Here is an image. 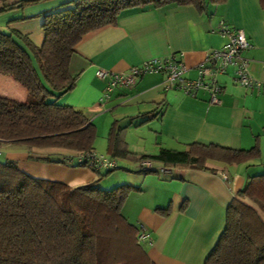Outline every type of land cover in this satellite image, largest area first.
<instances>
[{"label": "crops", "instance_id": "crops-1", "mask_svg": "<svg viewBox=\"0 0 264 264\" xmlns=\"http://www.w3.org/2000/svg\"><path fill=\"white\" fill-rule=\"evenodd\" d=\"M13 1L16 0H10ZM67 1L42 0L36 7H26L13 14L11 19L22 22L19 24L38 16L42 20L43 11ZM19 4L22 7L21 1L12 8ZM221 22L227 28L244 32L249 47L241 55L247 59V71L259 83L258 88L248 90L235 84L229 67L218 76L220 90L216 104L209 103V94L203 89L188 95L174 86L165 88L166 74L161 71L143 73L132 86L114 87L105 96L109 78L96 77L94 72L99 68L127 72L151 58L171 59L185 66L184 77L196 78V66L205 53L226 40L218 31ZM13 30L32 33L20 28ZM68 72L74 76L73 86L57 100L80 110L92 123H97L96 128L103 123L104 132L116 121L126 131L132 125L148 123L155 144L148 149H154V153L128 150L122 131L116 151L126 149L136 155H153L160 148L183 150L190 142L241 149L257 144L259 154L263 150L264 5L259 0H224L220 4L203 0L200 10L192 5L175 4L124 9L115 24L81 37L69 58ZM0 96L18 101L27 98L24 88L3 74H0ZM138 147H141L138 150L146 149ZM44 154L0 141V156L13 160L20 170L33 177L57 180L69 186L97 177L85 167L37 159ZM153 166L166 167L168 171L134 173L129 180L126 175L130 171L125 168L111 174L105 185L132 183L121 212L129 222L142 224L149 232L150 243H145V247L152 264H204L224 225L226 206L244 185L250 175L248 170L244 175L236 164L226 168L227 165L214 161H207L205 169L184 165L167 167L159 162ZM167 207L166 213L157 210Z\"/></svg>", "mask_w": 264, "mask_h": 264}, {"label": "trees", "instance_id": "trees-1", "mask_svg": "<svg viewBox=\"0 0 264 264\" xmlns=\"http://www.w3.org/2000/svg\"><path fill=\"white\" fill-rule=\"evenodd\" d=\"M259 1L264 5V0ZM15 4H4L0 11ZM165 4L203 8V0H69L40 14L38 46L27 34L0 31V74L10 76L27 95L24 101L0 96V141L43 151L40 160L99 173L101 169L88 162L64 160L67 153L94 152L96 136L91 120L57 100L74 83L68 72L74 45L87 32L115 24L124 9ZM123 129L113 121L108 130L111 156L199 169H205L207 161L232 165L259 156L257 144L241 149L190 142L183 150L160 148L153 155L116 151ZM261 167L247 176L228 202L224 225L204 264H264V160ZM139 172L152 171L140 168ZM97 180L69 186L28 175L13 160H0V264H152L147 241L137 240L139 224L129 222L121 212L131 186L101 189ZM157 210L166 213L168 207Z\"/></svg>", "mask_w": 264, "mask_h": 264}, {"label": "built area", "instance_id": "built-area-1", "mask_svg": "<svg viewBox=\"0 0 264 264\" xmlns=\"http://www.w3.org/2000/svg\"><path fill=\"white\" fill-rule=\"evenodd\" d=\"M219 33L226 37V40L220 47L209 49L203 60L196 66V78L189 79L183 76L186 68L178 61L171 59L151 58L137 67H130L127 72H115L106 69H97L94 74L96 77L103 79L109 78V83L105 88V96L114 87H130L136 79L147 72H164L166 74L164 87L174 86L188 95H194L199 89L206 90L209 94V103H218L217 93L220 90L218 76L223 74L227 68H232V81L248 90L259 87V83L254 80L247 71L248 61L241 55V52L249 47L244 32L239 28H227L220 23ZM64 160L73 163L88 162L95 169H114L116 162L113 158L97 155L95 152H76L67 153ZM139 167L143 170H158L166 172L168 168H155L151 161H140ZM139 233L137 240L139 242L147 241L150 243L149 232L142 225H138Z\"/></svg>", "mask_w": 264, "mask_h": 264}, {"label": "rangeland", "instance_id": "rangeland-1", "mask_svg": "<svg viewBox=\"0 0 264 264\" xmlns=\"http://www.w3.org/2000/svg\"><path fill=\"white\" fill-rule=\"evenodd\" d=\"M21 0H16L13 2H17L19 3ZM42 0H32L31 2L28 3H23L21 4L22 7H16L15 9H6L3 11H0V31H4V32H9L13 29H19L20 30H31L32 33L28 34L29 40L31 42V44L38 46L41 41H42V31L40 28V23H41V19L40 16H38V18H34V20H26V22L24 21L23 24H19L22 22H14L16 20H12V16H14L13 14L15 13H20L22 11L23 8L26 7H30V6H34L36 7L37 5H39L41 3ZM10 2V0H0V6L4 5V4H9V3H13ZM36 19V20H35ZM38 19V20H37ZM16 23H18L16 25ZM23 32V31H21ZM28 32V31H27ZM33 65L36 67V63L33 61ZM95 125L96 128V124L97 123H93ZM120 125H124L125 123H119ZM108 130V127H106V129L103 132V123H99L97 125L96 128V136L95 139L93 141V149L94 152L97 155H102V156H106L109 158H113L116 162V167L115 169H113L112 171L108 172L107 174L105 173L104 169H101L99 171V173H95L96 174V178L98 179L96 181V185L101 188V189H109L112 188L116 185H111L112 187H107L108 185L105 183L107 182V179H109L108 177H110L111 174L115 173V172H119V171H124L125 168H128L127 170L130 172L127 176V178H129V180L133 177V175H135L134 173L137 174H142L139 172V165L140 162L139 161H132L133 158H126L124 159L121 155L119 154H115L113 157H111L109 154L106 153L105 151V135L106 132ZM121 137L123 138V140L125 142H127L128 145V150L133 151V150H137L135 152H142V153H154V149H148L151 146H154L155 144H153V140L154 137L152 134H150V130L148 128V123H143L142 126H131L128 130L125 131V129L121 132ZM138 146H145L146 149L143 150H138L141 147ZM263 150L260 152L259 156L257 158H254L248 162L245 163H237L236 167H238V169H240L242 172H244V175L246 174L245 171L248 170L247 172L249 174H253V173H258L262 170L261 167V162L264 160V147L262 148ZM40 151V150H38ZM156 152V151H155ZM140 154V153H139ZM5 157L4 156H0V160H4ZM152 165L155 164V160L151 159L150 160ZM234 165V164H232ZM226 168H228V165L226 166ZM147 174H161V172L157 171V172H152V173H147ZM128 182V183H127ZM127 182H121L119 184H123V183H127L131 186V182L127 181ZM131 190L132 188L129 187Z\"/></svg>", "mask_w": 264, "mask_h": 264}]
</instances>
